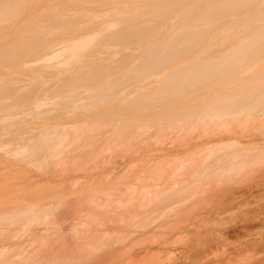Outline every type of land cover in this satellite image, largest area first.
<instances>
[{"label":"rangeland","instance_id":"374dc122","mask_svg":"<svg viewBox=\"0 0 264 264\" xmlns=\"http://www.w3.org/2000/svg\"><path fill=\"white\" fill-rule=\"evenodd\" d=\"M6 1L0 0V6ZM198 1L191 11L204 4ZM156 2L28 0L17 11L8 8L9 19L0 23V55L50 24L46 15L62 12L66 23L73 15H98L67 26L75 32L61 39H74L87 28L103 27L104 13H112L114 4L138 9ZM183 19L176 17L172 26L178 28ZM253 28L243 27L237 35L251 34ZM168 29L156 38L165 37ZM53 37L47 40L60 38ZM42 75L21 69L18 60L0 62V79L15 81L19 88H48L59 80L55 73ZM235 76L247 81L250 72ZM66 77L62 73L60 79ZM3 117L0 112V126L8 121ZM179 120L173 127L160 124L148 131L139 126L124 133L69 130L58 156L41 152L31 158L20 153L38 131L67 120H11L12 130L0 133V213L13 211L24 218L0 225V264H264V115L251 111L223 121ZM219 143L232 146L240 165L212 176L209 167L225 153L212 158L208 153ZM202 168L208 169V179ZM36 211L39 219L31 222Z\"/></svg>","mask_w":264,"mask_h":264},{"label":"bare ground","instance_id":"6f19581e","mask_svg":"<svg viewBox=\"0 0 264 264\" xmlns=\"http://www.w3.org/2000/svg\"><path fill=\"white\" fill-rule=\"evenodd\" d=\"M27 1L4 2L0 23L9 19L8 8L17 11ZM157 1L138 9L114 4L112 13H104L108 15L105 25L87 28L82 38L61 39L75 32L76 28L66 27L76 19L98 15H73L68 23L62 12L46 15L43 18L51 22L45 24L48 26L38 27L28 42L11 45L0 55V62L18 60L21 69L37 77L55 73L59 79L48 88L42 84L19 88L15 81L0 79V112L3 120H8L0 126V133L7 131L3 128L10 132L14 127L11 120L21 116L67 120L45 125L20 154L29 158L41 152L46 157L58 156L69 130L124 133L138 126L140 131L160 124L173 127L181 116L204 123L251 111L264 115V65L259 67L264 61V0H203L193 11L201 1ZM176 17L184 18L178 28L172 26ZM168 26L165 37L156 38ZM246 26L254 27L252 33L238 36ZM57 34L59 39L47 40ZM231 36L232 41L216 48ZM85 51L89 54L84 55ZM241 70L250 72L247 81H237L235 75ZM62 73L69 77L61 80ZM77 122L81 123L66 126ZM226 144L216 145L218 148L214 146L208 153V158L225 153L209 167L212 176L229 174L231 167L233 171L240 165L236 162L239 155L230 153L232 146ZM201 170L203 177L209 176L208 169H204L206 173ZM31 215V222L39 219V211ZM23 218L13 211L0 213V225Z\"/></svg>","mask_w":264,"mask_h":264}]
</instances>
